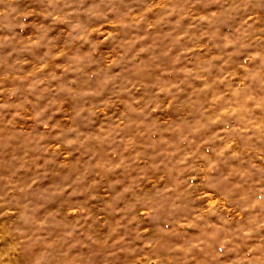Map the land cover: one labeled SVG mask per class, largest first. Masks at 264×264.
Returning a JSON list of instances; mask_svg holds the SVG:
<instances>
[{
	"label": "clouds",
	"instance_id": "9594fccd",
	"mask_svg": "<svg viewBox=\"0 0 264 264\" xmlns=\"http://www.w3.org/2000/svg\"><path fill=\"white\" fill-rule=\"evenodd\" d=\"M0 264H264V0H0Z\"/></svg>",
	"mask_w": 264,
	"mask_h": 264
}]
</instances>
